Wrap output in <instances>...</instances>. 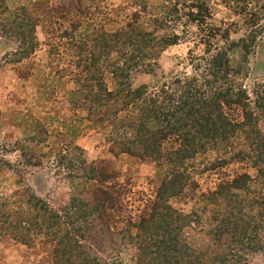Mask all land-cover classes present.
Masks as SVG:
<instances>
[{"label": "rangeland", "instance_id": "obj_1", "mask_svg": "<svg viewBox=\"0 0 264 264\" xmlns=\"http://www.w3.org/2000/svg\"><path fill=\"white\" fill-rule=\"evenodd\" d=\"M39 2L46 3L45 11L28 46L15 35L11 21L21 6L35 19ZM262 4L264 0H3L0 204L6 203L12 214H36V226L44 210L62 216L82 204L95 209L90 217L71 218L72 241L61 247L43 227L15 238L3 232L2 223L0 264H54L52 252L58 248L73 264H137L128 239L135 231L128 224L169 174L161 161L118 152L119 141L133 138L127 124L119 122L137 113L127 105L126 92L144 87L149 96L170 89L176 96L185 89L177 88L174 78L202 76L203 58L225 50L231 69L241 66L237 75L230 72L229 83L245 92L247 112L259 116L256 124L264 131V113L253 94V89L264 91V20L246 54L239 47L246 30L244 12L262 13ZM107 106H114L117 115ZM230 108L224 110L228 119L241 121L240 109ZM148 120V128H158ZM171 146L173 138L163 143V148ZM239 149H246L241 136L185 159L176 168L186 175L187 187L167 204L182 214L198 211L200 194L239 174L253 178L247 158L230 159ZM99 188L111 200L100 196ZM247 190L239 192L245 199L258 193L264 201L258 183ZM199 213L200 224L184 227L181 239L197 251L231 249L226 237L224 244L213 242L209 212ZM259 237V249L237 247L244 254L238 264H264V233Z\"/></svg>", "mask_w": 264, "mask_h": 264}, {"label": "trees", "instance_id": "obj_2", "mask_svg": "<svg viewBox=\"0 0 264 264\" xmlns=\"http://www.w3.org/2000/svg\"><path fill=\"white\" fill-rule=\"evenodd\" d=\"M43 5L46 3H38L39 14L35 19L29 18L25 7L21 6L11 21L14 33L19 34L15 35L28 46L31 44L34 28L41 19L39 17L44 15ZM3 10V0H0V12ZM259 10L262 13L244 12L243 25L246 30L244 37L239 40L243 54H246L250 42H254L256 35L263 29L260 21L264 20V4L259 6ZM224 51L203 58V73L202 76H198L200 79L196 77L190 81L186 79L181 81L174 78L177 80L174 81V85L180 90L185 89L176 96L170 89L160 90L159 94L149 96L144 87L126 92L127 105L132 106L137 113L131 117L128 115L124 122H119L120 125L127 124L133 131V138L119 141L118 152L141 161H161L166 165L169 174L168 179L157 188L152 201L142 210L137 220L128 224L135 231L128 239L135 246L137 264H238L244 257L238 246L250 251L259 249V234L264 233V219H261L264 201L258 193L252 194L254 197L248 200L239 192L247 193L248 186L250 188L251 184L256 183L259 184V188L264 187V131L256 124L260 121L259 116L247 112L249 105L245 92L229 83L228 75L231 73L237 75L241 66L231 69ZM120 86H123V81ZM262 93L253 89L255 106L259 108L261 114L264 113ZM100 100L97 98L98 102ZM134 103L138 105L133 106ZM232 106L240 109L241 121L233 120L235 118L228 119V114L224 110L229 111ZM113 108L114 106H107L106 111L117 115L118 110ZM147 118L148 122H157L158 128L155 130L148 128L145 124ZM237 136L242 137L246 149H239L230 154V159L243 161L247 158L254 169L253 178L246 173L239 174L232 180L218 185L213 191L200 194L198 201L201 206L198 211L192 210L188 214H182L171 208L167 204V199L182 193L188 184L186 175L176 167L197 152L228 145L229 141L236 139ZM169 138L174 139V146L163 148V143ZM97 191L104 199L107 198L108 192L104 188ZM111 198L110 196V199L109 197L107 199ZM98 200L102 202L101 197ZM82 205L78 211L72 208L71 211L62 213L64 219L57 213L44 210L40 213L42 216L37 217L41 223L36 226L33 224L36 214H12L6 210V203L2 202L0 225L3 223L4 226L1 229L4 233L18 238L29 230H39L43 227L46 233L53 234L57 247H61L63 242L72 241V234L68 228L71 218L90 217L93 214L95 206ZM245 207L251 212L245 213ZM204 210L209 212L207 221L213 242H217L218 245L224 244L223 238L226 237L227 245H234L231 249L197 251L181 239L184 227L200 224L199 212ZM10 219L12 223L7 224ZM52 254L54 264H73V260L69 259L68 255H63L60 248L55 249ZM89 262L92 263L93 260Z\"/></svg>", "mask_w": 264, "mask_h": 264}]
</instances>
